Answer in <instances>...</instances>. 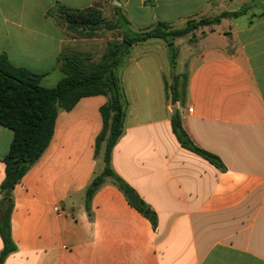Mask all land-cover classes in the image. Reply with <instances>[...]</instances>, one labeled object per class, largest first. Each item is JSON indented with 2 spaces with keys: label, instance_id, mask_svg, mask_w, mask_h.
<instances>
[{
  "label": "crops",
  "instance_id": "0c3cea01",
  "mask_svg": "<svg viewBox=\"0 0 264 264\" xmlns=\"http://www.w3.org/2000/svg\"><path fill=\"white\" fill-rule=\"evenodd\" d=\"M118 2L0 0V54L51 88L64 76L66 56L97 63L124 34L238 13L177 39L175 69L158 38L132 45L118 69L127 109L111 167L155 224L112 178L88 201L104 170L105 144L98 148L97 139L108 98L83 97L58 113L48 148L12 191L15 250L2 257L0 235V264H264V0ZM96 6L106 24L92 36L60 17L61 7ZM175 74H187L183 103L167 94ZM177 115L191 142L220 165L178 141ZM13 138L0 125V187Z\"/></svg>",
  "mask_w": 264,
  "mask_h": 264
},
{
  "label": "trees",
  "instance_id": "16d2710c",
  "mask_svg": "<svg viewBox=\"0 0 264 264\" xmlns=\"http://www.w3.org/2000/svg\"><path fill=\"white\" fill-rule=\"evenodd\" d=\"M119 1V0H117ZM120 22L128 24L120 8L114 7ZM60 17L71 30L83 27L92 36L106 24L103 11L99 7L86 10H71L61 7ZM238 13H224L216 18L190 20L183 28H173L166 23H158L153 28L124 34L123 39L115 38L107 45L106 52L99 62H92L87 54L66 56L60 61L63 78L54 87L41 85L42 75L28 69L12 65L6 54H0V125L14 131L10 150L4 160L5 178L0 190V235L4 244L2 257L15 250L11 238V213L13 210L12 191L48 148L61 110L72 109L77 102L88 96L104 95L108 102L101 107L103 130L97 139L98 148L105 144L104 170L97 176L87 191L88 201L106 178L126 195L133 190L118 177L111 167L112 150L124 132L127 104L118 78V69L132 45L158 38L170 49V65L176 68L179 49L175 41L186 37L205 26L219 23L226 17H237ZM170 85L166 84L168 97L176 104L183 103L186 95L187 74L174 75ZM172 128L178 141L188 150L200 155L210 163L220 165L217 156L195 146L184 131L179 115L172 119ZM94 185V186H93ZM133 205L155 224L156 217L148 207L139 201Z\"/></svg>",
  "mask_w": 264,
  "mask_h": 264
},
{
  "label": "water",
  "instance_id": "95a60500",
  "mask_svg": "<svg viewBox=\"0 0 264 264\" xmlns=\"http://www.w3.org/2000/svg\"><path fill=\"white\" fill-rule=\"evenodd\" d=\"M114 3H115V5H119V2H118L117 0H114ZM174 112H175V114H176V109H175V108H174ZM128 199H129L132 203H134V204H137V203H138V198H137V196H136L135 193H130V194L128 195Z\"/></svg>",
  "mask_w": 264,
  "mask_h": 264
},
{
  "label": "rangeland",
  "instance_id": "374dc122",
  "mask_svg": "<svg viewBox=\"0 0 264 264\" xmlns=\"http://www.w3.org/2000/svg\"><path fill=\"white\" fill-rule=\"evenodd\" d=\"M110 6V5H109ZM180 25H178L179 27L178 28H181V27H183L184 25L182 24V23H179ZM169 78H170V75H169ZM173 79V78H172ZM172 81V80H171ZM171 83H173V82H171Z\"/></svg>",
  "mask_w": 264,
  "mask_h": 264
},
{
  "label": "built area",
  "instance_id": "2783aa9c",
  "mask_svg": "<svg viewBox=\"0 0 264 264\" xmlns=\"http://www.w3.org/2000/svg\"><path fill=\"white\" fill-rule=\"evenodd\" d=\"M190 112L192 111V109L189 110Z\"/></svg>",
  "mask_w": 264,
  "mask_h": 264
}]
</instances>
